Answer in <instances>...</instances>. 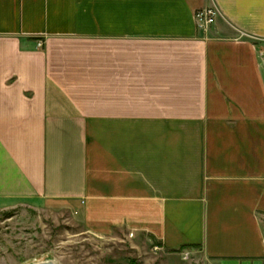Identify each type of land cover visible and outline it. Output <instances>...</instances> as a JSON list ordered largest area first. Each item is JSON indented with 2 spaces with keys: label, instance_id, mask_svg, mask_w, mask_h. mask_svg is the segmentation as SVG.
Segmentation results:
<instances>
[{
  "label": "crops",
  "instance_id": "0c3cea01",
  "mask_svg": "<svg viewBox=\"0 0 264 264\" xmlns=\"http://www.w3.org/2000/svg\"><path fill=\"white\" fill-rule=\"evenodd\" d=\"M15 206L162 264H264V0H0V211Z\"/></svg>",
  "mask_w": 264,
  "mask_h": 264
},
{
  "label": "rangeland",
  "instance_id": "374dc122",
  "mask_svg": "<svg viewBox=\"0 0 264 264\" xmlns=\"http://www.w3.org/2000/svg\"><path fill=\"white\" fill-rule=\"evenodd\" d=\"M264 228V212L261 214ZM157 250L139 248L125 235L87 232L66 212L15 206L0 211V264H162ZM175 264H204L193 259Z\"/></svg>",
  "mask_w": 264,
  "mask_h": 264
},
{
  "label": "built area",
  "instance_id": "2783aa9c",
  "mask_svg": "<svg viewBox=\"0 0 264 264\" xmlns=\"http://www.w3.org/2000/svg\"><path fill=\"white\" fill-rule=\"evenodd\" d=\"M217 15L218 11L214 7L198 9L195 14L198 27L206 31L214 23ZM41 44L39 43V45Z\"/></svg>",
  "mask_w": 264,
  "mask_h": 264
},
{
  "label": "water",
  "instance_id": "95a60500",
  "mask_svg": "<svg viewBox=\"0 0 264 264\" xmlns=\"http://www.w3.org/2000/svg\"><path fill=\"white\" fill-rule=\"evenodd\" d=\"M35 264H56V263L51 261V260H47V261H43V262H39V263H35Z\"/></svg>",
  "mask_w": 264,
  "mask_h": 264
}]
</instances>
